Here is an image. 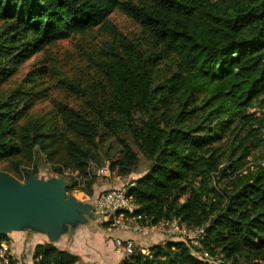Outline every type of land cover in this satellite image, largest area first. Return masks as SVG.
Returning a JSON list of instances; mask_svg holds the SVG:
<instances>
[{
    "label": "trees",
    "instance_id": "obj_1",
    "mask_svg": "<svg viewBox=\"0 0 264 264\" xmlns=\"http://www.w3.org/2000/svg\"><path fill=\"white\" fill-rule=\"evenodd\" d=\"M117 10L143 26L148 47L120 37L125 50H109L101 95L88 96L94 114L65 104L56 121L25 119L19 107L34 92L18 86L0 95V162L25 181L41 154L69 179L68 191L92 195L102 131L119 139L109 166L126 175L139 157L118 130L137 118L151 122L164 137L130 188L137 212L143 223L176 216L203 226L210 259L185 240L166 239L121 264H264V163L250 160L264 151V0H0V87L20 63L71 34L100 28L118 36L110 19ZM33 261L92 264L53 242L37 243Z\"/></svg>",
    "mask_w": 264,
    "mask_h": 264
},
{
    "label": "rangeland",
    "instance_id": "obj_2",
    "mask_svg": "<svg viewBox=\"0 0 264 264\" xmlns=\"http://www.w3.org/2000/svg\"><path fill=\"white\" fill-rule=\"evenodd\" d=\"M261 1L245 0V4L246 6H253ZM110 19L119 32L118 36H114L103 29L95 28L86 33L71 34L54 44L47 45L16 67L13 74L1 85L0 95L18 86L20 89L29 88L30 91L34 92L33 95L30 93V103L26 107H22L23 104L19 107L25 112L23 116L25 119L39 117L42 120L56 121L60 119V108L65 104L94 114L95 112L87 105L88 96L101 95L99 81L103 82L102 63L109 56V50L112 47H116L120 51L125 50L120 37L137 47L142 44L143 48H147L149 42L146 39L143 26L123 12L115 11ZM40 67L43 68L44 72L37 71L36 73L37 68ZM248 110L257 113L259 111L256 107L248 108ZM102 132L103 136H101L99 143L98 154L91 163V172L95 175V182H98V186L93 185L94 192L92 195L78 188L69 191V193L75 194L78 199L89 203H93L96 195L102 190L99 187L100 183L115 181L118 177L126 180L136 179L145 174L156 156L160 154L164 137L163 132L151 122L148 123V121H143L140 118L120 127L118 130L119 137L133 147L139 157V162L135 171L126 175H118L116 170L111 169L110 166L112 161L120 156L121 143L116 135ZM250 160L254 163H264V151H255L250 156ZM6 166L7 162H0V171L13 173ZM106 166L110 169L109 175L97 173L99 168ZM31 168H36L37 175L44 178L58 175L51 170L45 156L41 154H37L36 162ZM67 171L80 180L77 187H86L85 179L81 180L77 171L70 169ZM102 218L90 216L87 220L101 226L100 219L102 220ZM87 220L80 224L87 222ZM7 242L11 244L10 241ZM22 259L23 264H28L24 258ZM213 260L218 263L221 262L220 259L214 258Z\"/></svg>",
    "mask_w": 264,
    "mask_h": 264
},
{
    "label": "water",
    "instance_id": "obj_3",
    "mask_svg": "<svg viewBox=\"0 0 264 264\" xmlns=\"http://www.w3.org/2000/svg\"><path fill=\"white\" fill-rule=\"evenodd\" d=\"M68 185L69 179L61 175L44 178L31 173L19 181L0 171V237L28 229L56 242L88 217H103L92 203L69 193Z\"/></svg>",
    "mask_w": 264,
    "mask_h": 264
},
{
    "label": "crops",
    "instance_id": "obj_4",
    "mask_svg": "<svg viewBox=\"0 0 264 264\" xmlns=\"http://www.w3.org/2000/svg\"><path fill=\"white\" fill-rule=\"evenodd\" d=\"M125 181L127 180L118 177L115 181L100 183L99 187L103 190L112 186H118ZM97 184L98 182L96 181L94 186H98ZM89 221L87 220L83 224L70 227L66 233L62 234L53 243L62 249L76 253L82 262L92 264H121L126 254L122 247L117 244V238L133 239L136 248L141 250H150L151 246L163 243L166 239H181L178 235L163 233L158 228L136 231L132 228H111L108 225H103V220L101 219V226ZM8 234L16 264H23L22 258L28 264H34L33 251L35 245L37 243L50 242L46 234L28 229L15 230Z\"/></svg>",
    "mask_w": 264,
    "mask_h": 264
},
{
    "label": "built area",
    "instance_id": "obj_5",
    "mask_svg": "<svg viewBox=\"0 0 264 264\" xmlns=\"http://www.w3.org/2000/svg\"><path fill=\"white\" fill-rule=\"evenodd\" d=\"M101 175H109L108 166L99 168L97 171ZM134 178L121 183L118 186H112L101 190L95 197L93 202L96 211L103 215L102 220L108 222L111 228H132L136 231H143L148 228H158L166 234L178 235L185 240L192 249V252L203 259H210L208 251L203 248L204 227H194L186 224L180 217H172L170 219H162L156 223H143L142 213L137 212L138 205L134 200L133 194L130 192L131 186L135 185ZM117 244L122 247L126 256H133L135 252V242L133 239L117 238ZM165 242V241H164ZM163 242V243H164ZM146 254H150V250H142ZM13 253L7 240L0 242V264H10Z\"/></svg>",
    "mask_w": 264,
    "mask_h": 264
}]
</instances>
